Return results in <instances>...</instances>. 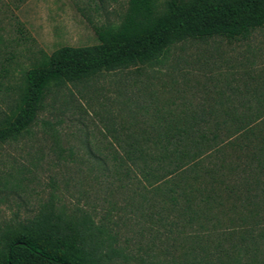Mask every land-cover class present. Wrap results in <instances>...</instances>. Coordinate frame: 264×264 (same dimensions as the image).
Returning <instances> with one entry per match:
<instances>
[{
    "label": "rangeland",
    "instance_id": "1",
    "mask_svg": "<svg viewBox=\"0 0 264 264\" xmlns=\"http://www.w3.org/2000/svg\"><path fill=\"white\" fill-rule=\"evenodd\" d=\"M127 2L0 0V128L22 105L28 69L60 47L96 44ZM254 97L264 98V26L245 39L178 42L150 65L51 87L30 128L0 143V233L52 204L104 229L106 264H264V210L253 194L173 207L124 178L107 151L221 106L240 113Z\"/></svg>",
    "mask_w": 264,
    "mask_h": 264
},
{
    "label": "trees",
    "instance_id": "2",
    "mask_svg": "<svg viewBox=\"0 0 264 264\" xmlns=\"http://www.w3.org/2000/svg\"><path fill=\"white\" fill-rule=\"evenodd\" d=\"M127 4L119 24L97 29L96 44L60 47L25 72L22 105L0 128V143L30 128L51 87L150 65L178 42L245 39L264 26V0ZM221 107L190 118L182 127L127 137L119 150L107 149L110 160L124 178L153 186L173 207L179 201L185 210L198 209L221 194L243 191L253 194L264 210V98L242 103L240 113ZM109 241L88 215H66L48 204L0 233V264H106L113 252Z\"/></svg>",
    "mask_w": 264,
    "mask_h": 264
}]
</instances>
